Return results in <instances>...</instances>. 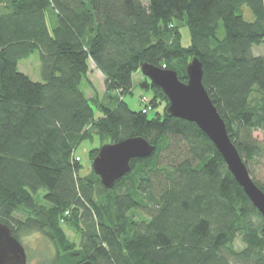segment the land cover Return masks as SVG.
<instances>
[{"label": "trees", "instance_id": "obj_1", "mask_svg": "<svg viewBox=\"0 0 264 264\" xmlns=\"http://www.w3.org/2000/svg\"><path fill=\"white\" fill-rule=\"evenodd\" d=\"M261 43L264 0H0V222L19 240L42 232L56 249L47 264H264V219L213 142L169 115L166 95L144 75L150 100L134 110L124 99L142 63L185 82L197 56L202 83L264 190L250 169L264 158L253 136L264 134V54L251 51ZM32 55L39 80L19 70ZM91 62L105 78L101 100L81 88ZM130 136L154 151L106 189L92 159L102 144ZM95 137L83 173L76 149Z\"/></svg>", "mask_w": 264, "mask_h": 264}, {"label": "water", "instance_id": "obj_2", "mask_svg": "<svg viewBox=\"0 0 264 264\" xmlns=\"http://www.w3.org/2000/svg\"><path fill=\"white\" fill-rule=\"evenodd\" d=\"M140 71L166 95V112L169 115L195 123L213 142L228 170L264 219V190L251 177L244 159L228 135L224 119L202 83L203 67L198 57L194 55L188 61L185 82L178 78L174 69L147 62L141 64ZM153 151L154 145L142 136L104 143L92 159V169L104 187L111 189L117 180L130 171L131 160L147 157ZM26 263L25 247L13 235L11 228L0 222V264ZM79 264L93 262L86 259Z\"/></svg>", "mask_w": 264, "mask_h": 264}, {"label": "rangeland", "instance_id": "obj_3", "mask_svg": "<svg viewBox=\"0 0 264 264\" xmlns=\"http://www.w3.org/2000/svg\"><path fill=\"white\" fill-rule=\"evenodd\" d=\"M144 6H148V0H140ZM180 24V32L182 34V44L189 45L190 36L189 30L186 25V20H181L177 22ZM251 51L254 55L264 54V43L259 45L253 44ZM19 70L28 74L33 80L40 79V66L37 57L32 55L27 60L23 59L19 61ZM143 78V74L139 71L133 77V88L131 93L124 95L125 101L128 103L129 107L137 110L141 108L140 102H148L151 97V90L143 89L139 81ZM81 88L88 98L94 97L97 100H101L106 94L105 78L102 73L90 63L89 70L86 77L81 83ZM150 113V115H152ZM253 136L257 138L258 141L264 143V134L260 130L253 131ZM99 145L98 139L95 137L92 140L84 141L77 149L76 154L81 158V163L86 168L83 173L89 171L90 159L88 155V150L92 147ZM250 169L253 171L254 177L258 179L264 185V158L250 164ZM17 217L24 219L23 215L16 214ZM67 238L73 242L79 241V235L74 230V228L69 224H63L62 226ZM21 242L25 247L27 254L26 264H47L51 258L54 256L56 249L54 244L39 231H32L30 233H24L21 236ZM239 246V245H238Z\"/></svg>", "mask_w": 264, "mask_h": 264}]
</instances>
